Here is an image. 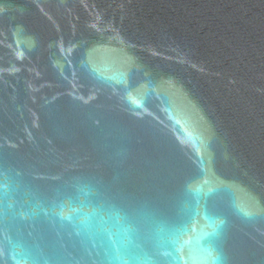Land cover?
Segmentation results:
<instances>
[{
	"label": "water",
	"instance_id": "obj_1",
	"mask_svg": "<svg viewBox=\"0 0 264 264\" xmlns=\"http://www.w3.org/2000/svg\"><path fill=\"white\" fill-rule=\"evenodd\" d=\"M0 264H264V0H0Z\"/></svg>",
	"mask_w": 264,
	"mask_h": 264
}]
</instances>
